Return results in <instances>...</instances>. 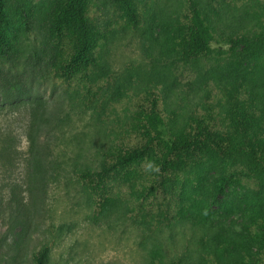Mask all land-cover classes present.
<instances>
[{
	"label": "rangeland",
	"instance_id": "1",
	"mask_svg": "<svg viewBox=\"0 0 264 264\" xmlns=\"http://www.w3.org/2000/svg\"><path fill=\"white\" fill-rule=\"evenodd\" d=\"M176 1L138 3L166 19L163 14ZM51 6V0L10 2L15 34L0 56V264H32L31 251L46 243L51 264H153L163 253L164 260L184 254L201 257L200 264H253L261 245L257 219H264V181H228L220 187L219 161L207 165L201 198L191 199L180 221L150 229L111 210L91 219L72 169L97 166L106 136L93 110L75 104L52 81L45 34ZM90 14L100 30L114 35L102 61L114 77L111 88L115 83L126 93L114 111H105L108 121H118L125 96L149 81L173 101L191 104L208 98L221 80L239 79L254 93H264V51L237 46L230 52L213 41L210 55L181 62L171 51L175 33L162 24L132 30L114 0H90ZM188 112L185 106L183 113ZM38 147L51 161L42 192L32 184L31 159Z\"/></svg>",
	"mask_w": 264,
	"mask_h": 264
},
{
	"label": "trees",
	"instance_id": "2",
	"mask_svg": "<svg viewBox=\"0 0 264 264\" xmlns=\"http://www.w3.org/2000/svg\"><path fill=\"white\" fill-rule=\"evenodd\" d=\"M10 2L0 0V56L15 34ZM51 2L45 34L52 81L75 104L93 110L106 136L105 147L96 153L97 166L72 169L88 198L91 219L111 210L150 229L180 221L191 199L201 198L200 183L213 161L221 164L220 187L228 181H264V93H254L239 79L221 80L208 98L191 104L173 101L163 87L149 81L125 96L118 121H108L105 111H114L126 94L115 83L111 88L114 77L102 61L104 46L114 35L96 25L90 0ZM114 7L132 30L146 32L160 23L166 32H174L171 51L181 62L210 55L213 41L230 52L237 46L250 53L264 51V0H177L163 14L166 19L148 13L138 0H114ZM185 106L188 114L183 113ZM31 163L32 184L42 192L50 181L51 161L38 147ZM257 223L261 245L253 264H264V219ZM50 247L46 243L32 250L31 263L51 264ZM163 254L153 264L201 261L184 254L164 260Z\"/></svg>",
	"mask_w": 264,
	"mask_h": 264
}]
</instances>
